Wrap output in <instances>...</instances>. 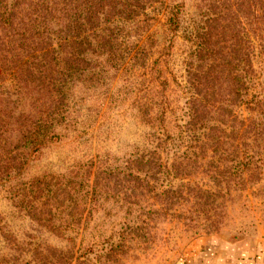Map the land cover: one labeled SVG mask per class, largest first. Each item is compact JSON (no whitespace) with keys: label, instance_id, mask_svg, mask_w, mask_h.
<instances>
[{"label":"rangeland","instance_id":"1","mask_svg":"<svg viewBox=\"0 0 264 264\" xmlns=\"http://www.w3.org/2000/svg\"><path fill=\"white\" fill-rule=\"evenodd\" d=\"M161 1L122 30L121 64H63L59 47L49 64L0 44V168L12 166L0 169V264H177L210 242L264 244V89L249 103L246 0ZM172 2L235 30L239 95L225 71L187 89L189 41L166 32ZM48 109L57 135L14 167L17 139Z\"/></svg>","mask_w":264,"mask_h":264},{"label":"trees","instance_id":"2","mask_svg":"<svg viewBox=\"0 0 264 264\" xmlns=\"http://www.w3.org/2000/svg\"><path fill=\"white\" fill-rule=\"evenodd\" d=\"M161 2L163 4V0ZM145 5L146 0H0V27L3 30L0 44L4 49L8 48L12 56L13 50L17 49L22 53L20 58L35 57L49 64L55 58L54 53L58 47L61 48L59 55L63 64L71 63L72 58L75 59L74 63L101 59L121 64L126 57L119 54L124 39L122 30L132 28L141 15H146ZM165 6L166 32L170 39L173 40L181 29L183 38L189 41L188 74L191 76L186 80L189 85L187 89L191 91L190 85L194 86L196 81L202 82L207 77L208 80L217 79L225 71L231 76L234 95H239L236 93L240 89L234 83H239L235 71L240 52L237 34H234L235 30L229 33L231 30L222 13L213 11L202 14L197 11L186 18L188 12L183 2H172ZM246 8L244 72L247 81L244 82V88L246 92L256 93V97L250 99L249 103H257L264 89V86H259L260 77L264 78V38L259 36L260 31L264 32V27H260L264 25V0H246ZM227 37H235L231 50L228 48L222 51ZM254 41H257L256 44ZM131 53L128 52L127 56ZM230 65L234 70L229 69ZM65 70L79 73L77 66ZM194 70H198V78L194 76ZM256 85L259 89L250 91ZM189 110L188 116L193 118L196 111L192 106H189ZM58 121L52 109L34 118L31 127L26 130L24 141L17 139L16 144L25 148L19 152L18 146L14 145L13 151L17 153L12 158L14 167H23L20 153L24 156V151L40 149L57 135L54 130ZM6 152V149H0L1 156ZM11 167L2 165L1 175L11 171ZM43 185L50 186L46 181Z\"/></svg>","mask_w":264,"mask_h":264},{"label":"crops","instance_id":"3","mask_svg":"<svg viewBox=\"0 0 264 264\" xmlns=\"http://www.w3.org/2000/svg\"><path fill=\"white\" fill-rule=\"evenodd\" d=\"M177 264H264V244L242 240L202 244L187 252Z\"/></svg>","mask_w":264,"mask_h":264}]
</instances>
